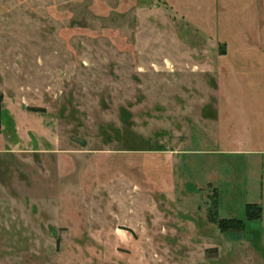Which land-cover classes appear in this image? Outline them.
I'll return each instance as SVG.
<instances>
[{
	"label": "rangeland",
	"instance_id": "rangeland-1",
	"mask_svg": "<svg viewBox=\"0 0 264 264\" xmlns=\"http://www.w3.org/2000/svg\"><path fill=\"white\" fill-rule=\"evenodd\" d=\"M0 92V264H264V0H0Z\"/></svg>",
	"mask_w": 264,
	"mask_h": 264
},
{
	"label": "trees",
	"instance_id": "trees-1",
	"mask_svg": "<svg viewBox=\"0 0 264 264\" xmlns=\"http://www.w3.org/2000/svg\"><path fill=\"white\" fill-rule=\"evenodd\" d=\"M4 95L0 92V130L2 127V103ZM254 208V209H253ZM263 207L259 203H249L246 206V220L259 219L262 217ZM246 220L242 218H220L218 221L221 231H243L245 228Z\"/></svg>",
	"mask_w": 264,
	"mask_h": 264
}]
</instances>
